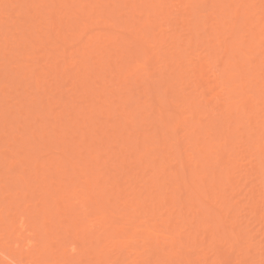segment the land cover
<instances>
[{
  "label": "rangeland",
  "instance_id": "obj_1",
  "mask_svg": "<svg viewBox=\"0 0 264 264\" xmlns=\"http://www.w3.org/2000/svg\"><path fill=\"white\" fill-rule=\"evenodd\" d=\"M206 1L0 0V264H264V202L258 219L250 214L264 194V0ZM261 17L258 45L246 23ZM32 70L38 82L29 79ZM241 89L245 111L209 112L216 98L223 111L243 104L234 97ZM197 104L207 106L200 115ZM196 141L220 142L222 161L215 149L197 156ZM200 161L209 182L220 170L239 182L200 187L199 204L183 207L175 197L193 198L199 181L182 188L181 162L195 176ZM219 200L234 208L226 220L235 214L247 226L234 247L247 255L224 243L216 245L219 260L211 244L222 226L197 232L199 205L210 211ZM193 217L191 238L204 245L190 247L185 261L170 255L171 237ZM152 225L154 233L145 229Z\"/></svg>",
  "mask_w": 264,
  "mask_h": 264
},
{
  "label": "bare ground",
  "instance_id": "obj_2",
  "mask_svg": "<svg viewBox=\"0 0 264 264\" xmlns=\"http://www.w3.org/2000/svg\"><path fill=\"white\" fill-rule=\"evenodd\" d=\"M149 1V0H148ZM157 1H159V0H157ZM204 1V0H203ZM220 1V0H219ZM218 1V2H219ZM223 1V0H222ZM145 2H146V0H145ZM148 3V2H147ZM156 3V2H155ZM205 3H209L208 2V0L206 1V2H204L203 4H205ZM222 3V2H221ZM214 3H212V5H213ZM232 4V3H231ZM211 5V4H210ZM229 5V4H228ZM238 5H240V4H238ZM143 6V5H142ZM144 6H146V5H144ZM220 6H222V5H220ZM188 7V6H187ZM187 7H186V9H187ZM212 7V6H211ZM223 7V6H222ZM228 8H229V6H227ZM148 10H147V9ZM238 8V6H236V8H235V10H234V14H237V12H238V10H239V8H238V10H236ZM259 8H261V13H263V9H262V7H259ZM147 10V11H149L150 10V8H148V7H144V10ZM143 10V9H142ZM144 10H143V12H144ZM54 11V10H53ZM187 11V10H186ZM146 12V11H145ZM144 14V13H143ZM151 14V13H150ZM261 19H263V17H261V18H259V20H257V22L258 23H256V24H253L251 21H248L246 24H247V26H250L249 28H250V30H251V32H252V36H253V41L255 42H257V39H258V45H260L262 42H263V34H262V36H261V32H263V31H261L260 32V30H261V28H260V26H261ZM143 26H145V24L143 25ZM234 26V25H233ZM232 26V31L234 30L233 27ZM151 27V26H150ZM149 27V28H150ZM190 30V29H189ZM231 30H228L227 32H229V31H231ZM120 32H122V31H120ZM136 32V31H135ZM235 33L236 32H234V35H235ZM136 35H137V33H135ZM231 34V33H230ZM86 35V34H85ZM147 35H148V33H147ZM146 36V35H145ZM231 37V36H230ZM113 38V37H112ZM116 38V37H115ZM113 39L114 40V43L116 44L117 43V39H119V38H116V39ZM137 38V37H136ZM146 38V37H145ZM29 39V38H28ZM112 40V41H113ZM139 40V41H138ZM138 43H140L141 42V40L144 42V44L145 43H147V40L148 39H144V36H143V34L140 36V38H138ZM119 41V40H118ZM191 41V39H189V41H188V43L187 44H189V42ZM108 42H109V40H108ZM143 42H142V44H143ZM149 42V41H148ZM151 43V42H150ZM149 43V44H150ZM113 44V43H112ZM115 44H113V45H115ZM139 45V47H142L143 48V45ZM148 44V45H149ZM239 44L240 45H243L244 44V42H239ZM253 44H257V43H252V44H248L247 45V48H249V49H252V46H253ZM152 45V44H151ZM150 46V45H149ZM117 47V46H116ZM228 47V46H227ZM230 47V46H229ZM140 50V49H139ZM140 53L148 60L150 57H148V54H147V51L145 50V49H142L141 51H140ZM102 55V54H101ZM82 56H85V55H83L82 54ZM104 56V55H103ZM110 56H111V54H110ZM110 56H108V58L110 57ZM107 58V59H108ZM158 58V57H157ZM251 59H252V57H250V58H247V63L249 62V61H251ZM109 60V59H108ZM106 61V64H105V67H108L109 66V64H110V61ZM100 63L99 64H101V60L99 61ZM103 64L105 63L104 62V59H103V62H102ZM144 64V63H143ZM143 64H138L137 65V67H138V69L137 70H146V74H147V66L144 64V66H142ZM201 64V63H200ZM80 65V64H79ZM84 65V64H83ZM180 65V64H179ZM101 66H102V64H101ZM146 66V67H145ZM202 66V65H201ZM84 67V66H83ZM82 67V68H83ZM87 67V66H86ZM104 67V66H103ZM126 68V67H125ZM128 68V67H127ZM17 69V68H16ZM20 70H21V68H19ZM83 69H88L89 70V68H83ZM103 69V68H102ZM101 69V70H102ZM105 69V68H104ZM120 69H122V68H120ZM120 69L119 70H117L116 71V73H117V75H122V72L120 71ZM201 69H202V67H201ZM200 69V70H201ZM137 70H134V72H135V74H134V76L136 77V73H137ZM140 70V71H141ZM31 71V70H30ZM20 72V71H19ZM80 72V71H79ZM87 72H89V71H87L86 70V74H87ZM21 73H22V71H21ZM81 73V72H80ZM84 73V74H85ZM199 74L200 73H202V70H201V72H198ZM25 74V73H24ZM82 74H83V71H82ZM212 74V73H211ZM213 75H214V73H213ZM212 75V76H213ZM20 76V75H19ZM37 75L35 74V72H33V70H32V72H30V76H29V79H31L32 81H37L38 82V80L39 79H37L38 78V76L36 77ZM122 78V77H124V76H119V78ZM202 77H203V73L202 74H200L199 75V79H202ZM217 76L215 75V78H216ZM40 78V77H39ZM120 78V79H121ZM30 80V81H31ZM149 80H150V78H149ZM204 81V80H203ZM228 81H230V80H228ZM231 81H232V79H231ZM33 83V82H32ZM35 83V82H34ZM200 84H198V87H201V86H199ZM223 86H224V84H222ZM197 86V85H196ZM223 86H221V87H223ZM214 87H212V88H209L210 90L211 89H213ZM197 89V88H196ZM201 89V88H200ZM208 90V89H207ZM209 90V91H210ZM226 90V89H225ZM206 91V90H205ZM212 91V90H211ZM210 91V92H211ZM204 93H206V92H203L202 93V91H201V98H203V96L204 95H207V94H204ZM245 91L243 90V89H241V91H240V93H239V95L238 96H234L235 98H237V97H242V99H243V104H241V105H239V106H237L236 104H234V106H232V104H231V106H227L226 104V110L225 111H223L222 109H221V101L220 100H222V99H215V105L213 104L212 106H211V108L209 109V112L211 113V114H213L214 116H215V114H216V111H220V115L223 117V115H226L227 116V114L231 117V116H234L235 114H236V116L240 113V112H243V111H245V108H246V105H247V102L245 101ZM204 94V95H203ZM205 98L204 99H206V97L207 96H204ZM232 97V96H231ZM234 98V99H235ZM207 99H209L210 100V98H207ZM212 99H214V98H212ZM229 99H230V97H229ZM204 102L208 105V103H207V100H204ZM227 102V101H226ZM225 102V103H226ZM123 103V102H122ZM125 104H126V102H125ZM229 105V104H228ZM236 105V106H235ZM31 106V105H30ZM196 106V105H195ZM29 108V107H28ZM203 108H207V106L206 105H203V106H201L200 104H197V106H196V108L194 109V107H193V109L195 110H193L194 112L193 113H195L196 115L197 114H199L200 115V112L202 113V109ZM8 110V109H7ZM204 110V109H203ZM222 110V111H221ZM6 111V110H5ZM35 112V111H34ZM225 112L227 113V114H225ZM127 113V112H126ZM130 112H128L127 114H126V116H125V118L126 119H128L129 117H130V114H129ZM204 113V112H203ZM103 114V113H102ZM161 115V114H160ZM204 115H205V113H204ZM206 115H208L207 113H206ZM193 116V115H192ZM228 116V117H229ZM132 117V116H131ZM204 117V116H203ZM203 117H201L200 116V118H203ZM206 117V116H205ZM208 117V116H207ZM194 118H197V117H194ZM251 118V117H250ZM210 119H213V118H209V120ZM170 120L172 121V118H170ZM197 120H198V118H197ZM202 120V119H201ZM205 120V119H204ZM216 120V119H215ZM214 120V121H215ZM225 120V119H224ZM249 120V119H248ZM251 120H252V118H251ZM199 121V120H198ZM213 121V122H214ZM226 121V120H225ZM250 121V120H249ZM248 121V122H249ZM200 122H202V121H199V123L198 122H196V123H198V128L197 129H200V128H202V125H201V123ZM209 122H212V121H209ZM208 122V123H209ZM126 123V122H125ZM172 123V122H171ZM196 123L194 124L195 125V127H196ZM205 123V122H204ZM215 123V122H214ZM172 125H174V122H173V124ZM176 125V124H175ZM209 125V124H208ZM207 125V126H208ZM215 125V124H214ZM206 126V125H205ZM206 126V127H207ZM210 126V125H209ZM65 127H67V126H65ZM194 127V126H193ZM191 128V130L193 129L194 130V128ZM214 127V126H213ZM216 127V126H215ZM209 128V127H208ZM207 128V129H208ZM45 129L46 128H44L43 129V133L45 132ZM65 129V128H64ZM204 129V128H203ZM206 129V130H207ZM230 129V128H229ZM47 130V129H46ZM72 130V129H71ZM123 130V129H122ZM192 130V131H193ZM196 130V129H195ZM194 130V131H195ZM205 130V129H204ZM214 130V129H213ZM64 131V130H63ZM175 131V130H174ZM173 131V133H176V131L174 132ZM192 132V133H194L195 134V132ZM200 131V130H199ZM208 132H209V130H208ZM225 132V130L223 129V126H222V128L218 131V132H216V135L217 136H220V138H223L224 137V133ZM189 133V132H188ZM188 133H186V135L188 134ZM190 134V133H189ZM209 134V133H208ZM251 136V135H250ZM93 137V136H92ZM188 138H190L189 137V135H188ZM87 139V138H86ZM191 139H192V137H191ZM259 140V139H258ZM87 141V140H86ZM195 141V140H194ZM82 142H85V137H83L82 138ZM73 143V142H72ZM186 145V144H185ZM255 145H258V144H256L255 143ZM137 147H136V149H138V147L139 146H141V144L140 143H137V145H136ZM21 147V146H20ZM70 147V146H69ZM187 148V147H186ZM186 148H184V149H186ZM256 148H258V151H260V147L259 146H256ZM22 149H23V147H22ZM25 149V148H24ZM70 149V148H69ZM211 149H215L217 152H218V154L216 155V157H215V159H216V162H220V161H222V153H221V151H222V145H221V143L220 142H205V143H203V144H197V141L196 142H193V151H194V153L197 155V156H200V154L202 153V152H204V153H208L209 152V150H211ZM74 150L75 149H73V152H74ZM65 151H68V148L65 150ZM208 151V152H207ZM33 152V151H32ZM31 152V153H32ZM199 154V155H198ZM191 155H193V154H191ZM260 157H261V155H260ZM190 159V158H189ZM192 159V158H191ZM199 159V158H198ZM195 160V159H194ZM235 160V159H234ZM74 162V161H73ZM72 162V164H74ZM195 162V161H194ZM230 162V161H229ZM259 164L261 165H263V163H264V158H263V156L260 158V160H259ZM122 163H124V161L122 162ZM200 163H202V164H200V167H201V171L199 172V173H197V174H195V176H193V175H191V174H187V172L185 171L186 169V167L184 166V163L183 162H181V172H179L180 173V176H182V177H184V181L183 182H181L180 183V185L182 186V188H184V189H187V188H189L190 186H195L196 187V181L195 180H193V177H197L198 178V181H199V185H198V187L196 188V190H195V193H196V195L193 197V198H186V197H184V196H181V194L178 196V197H175L176 198V200H177V202H181V204L183 203V202H185V203H188V202H197L198 204H199V202H200V196H201V193L200 192H198V188H200V187H202V188H205V187H208V185L209 184H211L212 182H213V185H212V187L214 186V187H222V186H227V185H229V187H231V186H234V184H237L238 182L237 181H234V178L235 177H233L232 176V173L229 171V170H220L219 172H216V173H213L212 174V178H211V180H212V182H209L208 181V176H206V169H207V164L208 163H206V162H204L203 163V161L201 162L200 161ZM94 164H96V166H98V164H99V159L97 158L95 161H94ZM166 165H167V163H166ZM165 168H166V166H165V164L162 166V170H161V172L162 173H164L165 172ZM256 169H257V172H258V170H259V168L257 167V165H256ZM98 170V169H97ZM261 170V169H260ZM160 172L158 171V173H157V175L159 174ZM93 173H91L90 174V176L92 175ZM96 174V173H95ZM178 174V173H177ZM263 174H264V171H263ZM98 177V176H97ZM133 177V176H132ZM135 177V176H134ZM133 177V178H134ZM94 178V177H93ZM95 179V178H94ZM210 180V181H211ZM23 181V180H22ZM109 181L110 180H106V182H108L109 183ZM99 182L100 181H98V179L96 178V180H94V183L92 182V184H89V185H97V184H99ZM237 182V183H236ZM88 183H91L90 181H88ZM146 183H148L147 181H146ZM153 184V183H152ZM110 185H112V186H117L118 188H119V184H118V182H116V181H112L111 183H110ZM131 185V184H130ZM155 185V187L157 186H160L161 187V185L159 184V185H156V184H154ZM175 186L177 185V184H174ZM137 187V186H136ZM135 187V188H136ZM133 189H135L134 187H132ZM178 188V187H177ZM180 188V187H179ZM178 188V189H179ZM138 189V188H137ZM259 189V188H258ZM128 190V189H127ZM263 190V189H262ZM134 191H136V189L134 190ZM221 191H223V190H221ZM262 192V191H261ZM263 192H264V190H263ZM137 193V192H136ZM88 194H89V192H88V190L86 191V195L88 196ZM132 194V193H131ZM260 194V193H259ZM135 195V194H134ZM219 196V195H218ZM217 196V197H218ZM216 197V198H217ZM234 197L236 198L237 197V195L235 194L234 195ZM86 198V197H85ZM85 198H83L82 200L84 201L85 200ZM219 198V197H218ZM260 200H257V199H259V197L257 198V199H255V201L253 202V204H252V207H251V211H250V214H253L254 216H255V218H256V216L258 215L259 216V214L261 213V211H259V209H262V208H260L261 207V204L264 202V194L262 193V195L260 194ZM158 200V199H157ZM182 200H184V201H182ZM143 201H146V200H143ZM210 202H212L211 200H210ZM217 202V201H216ZM220 202V203H219ZM219 202H217V204L219 203V205L217 206V207H211V210L210 211H208L209 210V208H206V207H204V205H199V207H198V209H197V211H196V216L198 217V219H199V221L197 222V232H199V231H201L202 233H207V232H209V231H211V229L212 228H214V226H219V227H221L222 226V228H221V231L220 232H217L214 236L215 237H213V239H212V244H211V251H214L215 253H216V258H219V260L221 259L220 258V255L221 254H219V246H216V245H222V244H224V243H227V244H229L231 247H230V249L232 248L233 250L235 249L234 247L236 246V245H238V243L241 241V239H244V237H245V234H244V229L245 228H247V226L246 227H242L241 228V225H242V223H241V225L238 223V221L236 222V216H235V214L234 215H232L231 217H235V218H233V219H231V220H233V221H228V220H226L227 219V217L229 216L228 214H233L234 213V208L232 209V207L230 206V203H229V201H224V200H219ZM159 203V202H158ZM178 203V204H179ZM125 205L127 204V206L128 207H131V208H133V204L131 203V204H129L128 202H125L124 203ZM139 204V203H138ZM184 204V203H183ZM183 204L181 205V206H183ZM200 204H203V203H200ZM264 204V203H263ZM263 204H262V206H263ZM138 206V205H137ZM139 206H141L140 204H139ZM184 207V206H183ZM213 208V209H212ZM135 209V208H134ZM260 212L259 214H257V212ZM224 212V216H225V221L224 222H230V225L228 226V229H226L227 228V226H226V228H224L223 229V226H224V222H221V220H222V213ZM239 213V212H238ZM237 213V214H238ZM257 216V218L256 219H258L259 217ZM195 219V217H193L192 219H189V220H186V221H184L185 219H183V222H180V224H181V227H180V229L178 230V232L174 235V236H172L171 237V246H172V253H170V255H176L177 254V257H179L181 260H185V261H187V259H186V254L184 255V253H187L188 251H189V249H190V247H192V246H194V245H198L199 243H201V246H203L204 245V243H202V242H196V241H194V238H191V235H192V233H190V230H192L193 228V225H194V220ZM235 219V220H234ZM239 225V226H236V225ZM20 227H21V229H23V224L21 223V225H20ZM236 227V228H235ZM155 228H156V226L155 225H152V226H150V227H148V226H146L145 227V229L146 230H148V231H150L151 233H154L155 232ZM239 228V229H238ZM186 230H189V233L190 234H188L187 236H184V241H181V231H186ZM226 230V231H225ZM187 232V231H186ZM192 232H193V230H192ZM170 233V232H169ZM221 233V234H220ZM218 234H220V235H218ZM196 240V239H195ZM247 240H248V237H247ZM145 247H148L149 249H148V251L147 252H150L151 250H150V246L148 245V243L146 242L145 243ZM176 248L178 249V250H176ZM236 248H238V249H235L236 251H242L244 254H248V253H245V251H246V248H242V249H240L241 247H236ZM153 250V249H152ZM232 250V251H233ZM259 251H260V248L258 249ZM202 251H204V248L202 249ZM201 251V252H202ZM258 251V252H259ZM234 252V251H233ZM261 252V251H260ZM232 253V252H231ZM236 253V252H235ZM260 254V253H259ZM149 256L151 255V253L150 254H148ZM258 255V254H257ZM185 257V258H184ZM257 257H260V256H257ZM218 260V262H220ZM251 264H257V262H252Z\"/></svg>",
  "mask_w": 264,
  "mask_h": 264
}]
</instances>
